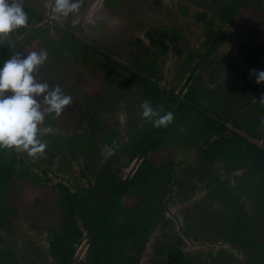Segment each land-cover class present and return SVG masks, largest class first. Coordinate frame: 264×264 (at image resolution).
I'll return each instance as SVG.
<instances>
[{
    "label": "rangeland",
    "instance_id": "rangeland-1",
    "mask_svg": "<svg viewBox=\"0 0 264 264\" xmlns=\"http://www.w3.org/2000/svg\"><path fill=\"white\" fill-rule=\"evenodd\" d=\"M21 3L41 20L28 16L30 25L23 32L17 29L0 38V54L8 55L4 60L39 52L45 35L67 46L68 32L136 69L142 59L139 43L154 50L145 34L155 31L147 30L177 27L184 37L157 61L159 85L179 97L194 82L203 96L200 103L227 121L230 130L264 144V83L256 84L253 75L264 70V15L257 16L254 29L252 24L220 27L216 15L203 6L206 0H79V11L67 18L52 12L53 0ZM207 31L216 34L215 41L210 43ZM65 56L70 62L51 70L43 65L34 75L38 81L55 82L73 103L59 117L45 114L39 126L47 145L42 156L16 151L22 164L0 204V252L12 254V264H53L50 235L63 234L66 222L57 204L58 183L81 193L117 170L122 179L130 177L142 160L129 162L132 137L148 123L141 115L144 100L136 80L90 49H66ZM108 66L116 72H107ZM124 77L132 84L122 89L118 82ZM217 139L199 136L194 142L183 132L157 155L153 165L161 167L157 174L164 196L143 213L142 221L158 225L144 242L139 264H165L172 245L181 249L184 264H264V183L257 172L248 171L251 166L223 158L224 148L218 151L213 143ZM105 145H115L113 155L106 154ZM104 195L100 191L98 201ZM88 236L83 228L74 264H94Z\"/></svg>",
    "mask_w": 264,
    "mask_h": 264
},
{
    "label": "trees",
    "instance_id": "trees-1",
    "mask_svg": "<svg viewBox=\"0 0 264 264\" xmlns=\"http://www.w3.org/2000/svg\"><path fill=\"white\" fill-rule=\"evenodd\" d=\"M264 0H206L203 6L211 10L218 18L219 26L229 24L232 27L242 25L248 28H257L259 22L257 16L264 15V9L261 4ZM27 15L36 20H41L35 11L24 6ZM242 11H247L243 14ZM202 15H198L201 20ZM214 20H210L214 24ZM30 25L28 20L27 26ZM24 27L19 28V33L23 32ZM220 28L215 29L218 31ZM147 31H155V34L146 33L150 46L139 43L138 51L142 59H138L136 69H129L125 65L113 60L108 54L99 52L98 49L88 45L73 34L67 35L71 38L67 46L63 41L54 42L47 35L42 37L40 49L48 54V60L45 68L51 70L57 68L62 61H69L65 56L66 49H80L96 52L103 56L111 66L127 72L131 78L136 80L137 86L141 92V100H148L155 109H160L161 114L168 111L173 112V122L165 128L153 127L151 123H146L143 128L135 133L133 144L129 149V162L136 157H141V162L131 177L122 179L120 170L116 173L105 174L95 182L93 186H88L81 193L72 192L64 184L58 183L57 204L65 217V229L63 234H51L49 240V251L53 258V264H70L74 254L77 251V245L82 240V229L84 228L90 237L89 245L92 248V260L94 264H135L142 246L158 223L153 220L145 219L142 221L144 211H149L151 207L160 202L164 196L161 191L162 182L159 173L160 166L155 167L157 155L174 142L178 135L184 132L193 138L196 142L199 136L209 139L219 136V139L213 143L216 150L224 148L221 152L222 157L229 160L232 164L244 162L251 166L248 171L257 172L264 183V144L256 145L237 133L229 130L223 119L208 113L209 109L200 103L202 93L197 91L196 84L190 83L182 97H178L172 90L162 88L159 85L160 77L157 74V61L169 51V46L176 48L179 40L184 37L183 33L177 27L169 29L166 25H159ZM167 31H175V34L168 35ZM37 32V31H33ZM206 36L210 38V43L217 38L216 34H210L207 31ZM67 47V48H66ZM66 48V49H65ZM193 54H197L194 51ZM8 55L0 54V63ZM150 57V58H149ZM70 62V61H69ZM60 67H58L59 69ZM192 69V72H194ZM48 70H45V72ZM106 70H103L105 72ZM116 72L110 66L107 72ZM131 79L124 77L118 82L122 89L130 86ZM50 87L56 86L52 80L47 82ZM247 127L249 126L246 123ZM185 129V130H184ZM233 135V141H230L227 134ZM253 138H258L256 133L249 131ZM199 134V136L197 135ZM229 140V144L225 142ZM22 164L18 153L14 149H0V204L2 203L5 189L12 181L16 166ZM129 163H125L127 166ZM161 174V172H160ZM100 191L106 193L102 199ZM139 193H141L139 195ZM263 200L261 212L264 216V195L260 196ZM118 216H122L120 220ZM0 257L4 264L15 262L10 253L0 252ZM184 255L176 246H171L167 255L166 264H184Z\"/></svg>",
    "mask_w": 264,
    "mask_h": 264
},
{
    "label": "clouds",
    "instance_id": "clouds-1",
    "mask_svg": "<svg viewBox=\"0 0 264 264\" xmlns=\"http://www.w3.org/2000/svg\"><path fill=\"white\" fill-rule=\"evenodd\" d=\"M79 0H53L52 12L67 18L79 11ZM73 24L78 21L73 19ZM28 24V15L21 0H0V38ZM48 60L44 50L26 55L14 54L0 63V149L25 151L29 157L42 156L47 147L43 141L45 114L62 115L73 103L59 85L52 88L34 75ZM256 84L264 83V70L253 72ZM142 117L153 127L165 128L174 120L168 111L161 114L145 100L140 105ZM106 154H114L115 145H105Z\"/></svg>",
    "mask_w": 264,
    "mask_h": 264
},
{
    "label": "flooded vegetation",
    "instance_id": "flooded-vegetation-1",
    "mask_svg": "<svg viewBox=\"0 0 264 264\" xmlns=\"http://www.w3.org/2000/svg\"><path fill=\"white\" fill-rule=\"evenodd\" d=\"M174 94H175V93H174ZM179 97H182V96H179ZM205 108H206V107H205ZM207 109H208V108H207ZM208 113L213 114L214 116H218L217 114H214V112L211 111V110H209ZM222 121H225V120H222ZM225 125H226V127H227V122H225ZM227 128H228V127H227ZM228 129H229V128H228ZM229 130H230V129H229ZM231 131H232V130H231ZM233 132H234V131H233ZM235 133H236V132H235ZM237 134H238V133H237ZM238 135H239V134H238ZM240 136H241V135H240ZM242 137H243V136H242ZM245 139H246V138H245ZM248 141H249V140H248ZM250 142H251V141H250ZM252 143L258 145L256 142H252ZM136 158H137V157H136ZM138 158H141V157H138ZM131 162H132V161H131ZM230 163H231V162H230ZM233 164H234V163H233ZM236 164H237V163H236ZM236 164H235V165H236ZM136 168H137V167H136ZM136 168L134 169V171L132 172V174L135 172ZM132 174H131V176H132ZM131 176H130V177H131ZM128 178H129V177H128ZM125 179H127V178H125ZM91 235H92V234H90V235L88 236V239H87V241H86V244H87V243L89 244V241H90V237H91ZM143 245H144V244H143ZM172 246H173V245H172ZM170 247H171V246H170ZM177 248H178V247H177ZM142 249H143V246H142ZM180 250H181V249H180ZM141 251H142V250H141ZM141 251H140V253H141ZM79 253H80V252L78 251L77 254H76V253L74 254V257L72 258V261H71L70 264H74V263H75L76 259H77L78 256H79ZM140 253H139V254H140ZM139 254H138V257H137L136 261L134 262L135 264H139V263H138V261H139L138 258H139V256H140ZM183 255H184V254H183ZM184 260H185V257H184ZM166 261H167V258H166ZM166 261H165V264H166Z\"/></svg>",
    "mask_w": 264,
    "mask_h": 264
},
{
    "label": "water",
    "instance_id": "water-1",
    "mask_svg": "<svg viewBox=\"0 0 264 264\" xmlns=\"http://www.w3.org/2000/svg\"><path fill=\"white\" fill-rule=\"evenodd\" d=\"M80 252V251H79Z\"/></svg>",
    "mask_w": 264,
    "mask_h": 264
}]
</instances>
